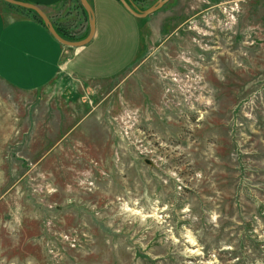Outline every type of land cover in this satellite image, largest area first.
<instances>
[{
	"label": "rangeland",
	"instance_id": "obj_1",
	"mask_svg": "<svg viewBox=\"0 0 264 264\" xmlns=\"http://www.w3.org/2000/svg\"><path fill=\"white\" fill-rule=\"evenodd\" d=\"M133 61L12 95L0 264H264V0H167Z\"/></svg>",
	"mask_w": 264,
	"mask_h": 264
},
{
	"label": "crops",
	"instance_id": "obj_2",
	"mask_svg": "<svg viewBox=\"0 0 264 264\" xmlns=\"http://www.w3.org/2000/svg\"><path fill=\"white\" fill-rule=\"evenodd\" d=\"M21 1L38 6L54 27L67 34L78 37L89 27L88 14L80 0ZM87 1L94 14L95 31L81 47L59 43L46 25L29 12L0 1V131L7 129L12 118L3 115L5 108L13 104V94L44 95L50 92L46 91L50 84L63 74L88 82L113 80L125 74L134 62L141 48L143 27L152 13L140 18L129 13L119 0ZM127 1L135 10L142 11L158 0ZM132 48H136V55L131 60L124 52ZM10 129H13L12 121Z\"/></svg>",
	"mask_w": 264,
	"mask_h": 264
},
{
	"label": "water",
	"instance_id": "obj_3",
	"mask_svg": "<svg viewBox=\"0 0 264 264\" xmlns=\"http://www.w3.org/2000/svg\"><path fill=\"white\" fill-rule=\"evenodd\" d=\"M9 4H13L22 8H26V9H30L33 10L35 13L38 14V16L42 19V21L44 22V24L46 25L48 31L50 32V34L61 44L66 45V46H70V47H81L84 46L87 42H89V40L92 38L94 31H95V21H94V14L92 12V8L90 7L89 3L87 0H80L81 4L83 5L84 9L86 10L87 14H88V18H89V33L88 35L81 39V40H77V41H69V40H65L64 38H62L57 31L55 30V27L53 26L52 22L50 21V19L48 18V16H46V14L36 5L32 4V3H28V2H24L21 0H3ZM167 0H158L154 5H151L150 7L144 9V10H135L130 3L127 0H119V2L124 6V8L131 13L133 16L136 17H146L147 15L157 11L158 9H160L164 3H166Z\"/></svg>",
	"mask_w": 264,
	"mask_h": 264
},
{
	"label": "trees",
	"instance_id": "obj_4",
	"mask_svg": "<svg viewBox=\"0 0 264 264\" xmlns=\"http://www.w3.org/2000/svg\"><path fill=\"white\" fill-rule=\"evenodd\" d=\"M83 11L85 12L86 14V11L85 9L83 8V6H81ZM22 8V7H21ZM24 10H26L27 12H29L33 18H35L38 22H40L42 25L45 26L44 22L42 21V19L38 16L37 13H35L33 10H30V9H26V8H22ZM88 29L89 27L87 26L84 33H82L80 36L78 37H75L73 35H70V34H67L66 32H64L62 29H60L59 27H55V30L57 31V33L62 37L64 38L65 40H69V41H76V40H79V39H83L87 36L88 34Z\"/></svg>",
	"mask_w": 264,
	"mask_h": 264
}]
</instances>
